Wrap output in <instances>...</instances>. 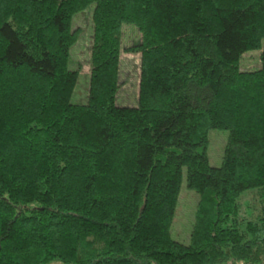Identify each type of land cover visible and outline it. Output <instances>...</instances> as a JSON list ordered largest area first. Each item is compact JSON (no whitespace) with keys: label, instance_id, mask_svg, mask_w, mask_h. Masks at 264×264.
<instances>
[{"label":"trees","instance_id":"obj_1","mask_svg":"<svg viewBox=\"0 0 264 264\" xmlns=\"http://www.w3.org/2000/svg\"><path fill=\"white\" fill-rule=\"evenodd\" d=\"M263 39L264 0H0V264H264V49L241 65ZM123 52L140 54L136 105L116 103ZM210 129L229 133L220 166ZM184 170L188 243L171 234Z\"/></svg>","mask_w":264,"mask_h":264},{"label":"rangeland","instance_id":"obj_2","mask_svg":"<svg viewBox=\"0 0 264 264\" xmlns=\"http://www.w3.org/2000/svg\"><path fill=\"white\" fill-rule=\"evenodd\" d=\"M95 4L89 5L85 10L73 16V28H79L80 34L77 42L71 48L69 66L71 69L80 68L81 72L71 98L74 103H86L90 79V46L93 37L92 14ZM124 46H129L140 41V33L133 24L124 25ZM261 50L245 52L241 57V65L245 69L257 68L260 52L264 49V39ZM140 54L123 52L121 55V87L117 93L118 105H136L138 99L140 77ZM228 131L210 129L208 132L209 144L207 153L212 166H220L223 159L224 148L228 139ZM200 194L187 187L186 171L183 172L181 193L179 196L175 219L171 227L172 237L188 243L192 229L196 206Z\"/></svg>","mask_w":264,"mask_h":264}]
</instances>
